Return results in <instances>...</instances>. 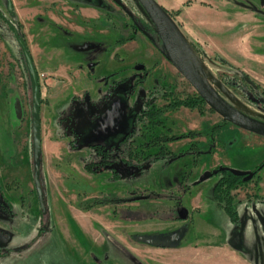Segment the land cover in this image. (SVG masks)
I'll return each instance as SVG.
<instances>
[{
    "label": "rangeland",
    "instance_id": "rangeland-1",
    "mask_svg": "<svg viewBox=\"0 0 264 264\" xmlns=\"http://www.w3.org/2000/svg\"><path fill=\"white\" fill-rule=\"evenodd\" d=\"M156 1L177 7L166 10L176 36L212 89L239 111L244 104L264 115V0ZM3 17L39 77L46 216L35 187L34 88ZM145 26L157 35L138 0H0V264H264V169L249 182L226 174L199 182L220 168L255 172L264 138L206 103L204 116L165 109L198 94ZM151 107L165 109L164 126L135 121ZM126 132L142 160L122 155L130 162H115L120 179L107 167L85 169L93 158L101 162L89 169L103 168L93 145L111 149ZM188 133L195 137L167 144L169 164L154 160L155 138ZM142 166L149 169L139 174Z\"/></svg>",
    "mask_w": 264,
    "mask_h": 264
},
{
    "label": "water",
    "instance_id": "water-1",
    "mask_svg": "<svg viewBox=\"0 0 264 264\" xmlns=\"http://www.w3.org/2000/svg\"><path fill=\"white\" fill-rule=\"evenodd\" d=\"M141 7L147 14L151 23L153 24L155 31L158 35L160 42L162 43V50L165 54L167 61L173 65V67L192 85L206 105L219 115L225 122L237 127L240 130L251 133L253 135L264 138V123L254 119L236 109L231 107L215 90H213L207 83L199 78L194 72L186 67L179 59L175 47V35L178 34L175 24L171 19L169 13L156 1V0H138ZM9 11L13 12L12 5H9ZM10 29L13 31L14 36L21 48L24 56L28 72L31 77L32 85L34 88L33 97V109H32V139H33V156L35 163V187L38 196V201L42 214L46 216L47 207L43 195V190L40 181L39 161L42 154V129H41V87L39 77L33 63L31 53L28 49L26 41L19 36L18 30L4 17ZM148 39L154 43V39L146 34ZM139 70L143 69V66L138 67ZM228 172L236 177L244 178L245 182L251 181L256 172L245 173L226 168H220L213 172H206L200 178L199 182L203 183L220 173ZM240 239H236L233 243V247L239 246Z\"/></svg>",
    "mask_w": 264,
    "mask_h": 264
},
{
    "label": "trees",
    "instance_id": "trees-1",
    "mask_svg": "<svg viewBox=\"0 0 264 264\" xmlns=\"http://www.w3.org/2000/svg\"><path fill=\"white\" fill-rule=\"evenodd\" d=\"M145 27H146L145 31L148 32L149 34H151V36L154 39V43L149 39L150 42L153 44V46H155L157 49H159V48L162 49V43L160 42L158 36L155 34L154 30L153 29H150L148 26H145ZM144 35H146V33H144ZM131 40H132V37L123 38V39H120L119 41H117V44L122 46L127 41L129 42ZM106 96H108V95H106ZM202 105H205L204 100H202V98H200L198 95H196V97L191 98V99H187L186 101H183V102L176 101L173 105H170V106L166 107L165 109L174 108L175 110H177L180 107L184 106V107L189 108L191 110H194V109L200 110V114L202 116H204L205 113H204V111L202 109ZM148 106H150V105H148ZM165 109L164 110H161V109L157 110L156 107H151L148 111L144 112L143 115H136V118H135L136 120L135 121H138L139 120V121H144V123H148V125H145V127L152 126V125H154V126H158V125L164 126L165 125L164 122L163 121H160V119H161L162 116H164V114L166 112ZM93 124H95V121H93ZM127 132H126V135L124 137H122V139L117 143L116 146H113L112 145L111 149H108L103 144H95V145H93L92 146L93 149L98 150L99 151V154L102 155V157H101L100 160H103L102 161L103 168H100L98 171L96 170V167L93 168L92 170H90L89 168L91 166H96L98 162H101V161H98V160H96V159L93 158V161L88 160V159H85V162H84L85 169L88 170V171H90L91 173H97V172H104L105 171V167H107V168L111 169V171L113 172V178H119V179L122 178L121 175H120V173H119V171L117 170L118 167H114L115 162H118V161L123 162V163H126L128 165V163L130 161L128 159L125 160L122 157V155L127 154V156L131 157L132 160H142L143 159L142 154L137 151V149L140 148V146L135 147L134 146V142H132V143L128 142V138L130 136V133H127ZM194 137H195V134L194 133H188V134H184L182 136H171V137H167V136H163V135L158 136L157 138H155V140H156V142H159L160 141L161 142V145L159 146V149L160 150L157 152L156 157H155L154 160H159V159H161V158L164 157L165 160L167 161V163L169 164L170 159H167V157L170 156L171 152L169 151V149L167 147V144L170 143V142H176L178 140H182V139H185V138H194ZM151 140H152L151 142H155L154 139H151ZM124 146H126V147H124ZM193 146H196V144H193ZM192 148H190L189 151L192 150ZM104 156L108 157V159L105 158L106 159L105 160L104 159ZM112 156H115L114 160L113 161H109L110 159L113 158ZM150 157L151 156H147L146 157V160H149ZM111 166H112V168H111ZM148 169H149V167H147V166L146 167L145 166L143 167L142 166L141 168H136V172H138L139 174H141V173L147 171ZM263 169H264V164L262 166L258 167L255 172L256 173H259ZM220 174H226L228 176L229 180H232V181H234V180H240L241 179V178H237V177H235V176H233V175H231L230 173H227V172L220 173ZM219 187H220V185L218 186V188L216 189V191L219 190ZM0 196H1V194H0ZM225 210L228 212V214L232 218H234V216L232 215V212L229 210L228 207H226ZM233 221L236 222V218L233 219Z\"/></svg>",
    "mask_w": 264,
    "mask_h": 264
},
{
    "label": "bare ground",
    "instance_id": "bare-ground-1",
    "mask_svg": "<svg viewBox=\"0 0 264 264\" xmlns=\"http://www.w3.org/2000/svg\"><path fill=\"white\" fill-rule=\"evenodd\" d=\"M175 47H176V51H177V55L179 57V59L183 62V64L188 67L192 72H194L199 78H201L205 83H207V81L201 77V75L198 73V66L197 63L192 59V58H187V56H185L184 50L182 48V41L175 35ZM190 51V50H189ZM191 52V51H190ZM200 69V68H199ZM202 71V70H201ZM201 73V72H200ZM209 85V87H211V85L209 83H207ZM212 88V87H211ZM223 92V91H222ZM223 96V95H222ZM228 103V102H227ZM229 104V103H228ZM231 107H233L234 109L238 110V108H236L235 106H232L231 104H229ZM240 109H242L246 114V115H251V116H256V117H262L264 118V115H262L261 113H258L257 111H255L253 108L244 105V104H240L238 105ZM241 112V111H240ZM243 113V112H242Z\"/></svg>",
    "mask_w": 264,
    "mask_h": 264
},
{
    "label": "crops",
    "instance_id": "crops-1",
    "mask_svg": "<svg viewBox=\"0 0 264 264\" xmlns=\"http://www.w3.org/2000/svg\"><path fill=\"white\" fill-rule=\"evenodd\" d=\"M164 1V0H163ZM165 10H167L168 12H170V13H176V11H178L177 10V7H175L173 4L171 5V4H166L165 3V1L164 2H158ZM177 121V120H176ZM101 125V123L100 124H98V122L96 121L95 122V128L96 127H99ZM243 131V130H242ZM248 133V132H247ZM251 134V133H250ZM51 144H53L52 142H50V145ZM193 207H195V208H198L199 207V205H197L196 204V206H193ZM195 208H193V209H195ZM224 208V207H223ZM225 209V208H224Z\"/></svg>",
    "mask_w": 264,
    "mask_h": 264
},
{
    "label": "flooded vegetation",
    "instance_id": "flooded-vegetation-1",
    "mask_svg": "<svg viewBox=\"0 0 264 264\" xmlns=\"http://www.w3.org/2000/svg\"><path fill=\"white\" fill-rule=\"evenodd\" d=\"M259 103L262 104V105H264V100L260 99V100H259ZM102 133H103V132H102ZM99 134H101V133H100V132H99V133L97 132V133L93 136V139H97V136H98ZM102 137H104V134H103ZM257 175H258V173H256V176H257ZM181 212H182V214L184 213L183 210H182Z\"/></svg>",
    "mask_w": 264,
    "mask_h": 264
}]
</instances>
